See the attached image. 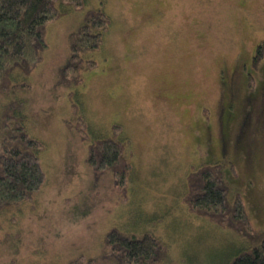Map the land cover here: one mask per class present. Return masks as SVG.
I'll return each instance as SVG.
<instances>
[{
    "label": "rangeland",
    "instance_id": "1",
    "mask_svg": "<svg viewBox=\"0 0 264 264\" xmlns=\"http://www.w3.org/2000/svg\"><path fill=\"white\" fill-rule=\"evenodd\" d=\"M66 8L46 25L47 45L25 75L30 88L0 100V110L23 102L45 173L33 199L0 212V264H117L103 256L112 227L159 238L167 254L155 264L227 263L251 240L196 216L184 196L189 174L217 163L228 194L241 195L264 233V53L250 62L264 42V0H85ZM94 8L109 29L85 54L96 65L66 86L59 71L71 33ZM82 118L87 140L76 128ZM113 125L132 162L124 191L86 162L89 141L112 135Z\"/></svg>",
    "mask_w": 264,
    "mask_h": 264
},
{
    "label": "trees",
    "instance_id": "2",
    "mask_svg": "<svg viewBox=\"0 0 264 264\" xmlns=\"http://www.w3.org/2000/svg\"><path fill=\"white\" fill-rule=\"evenodd\" d=\"M84 1L0 0V100L10 96L14 88H30L25 75L36 67L47 45L46 25L63 14L67 6L81 9ZM109 24L102 9L85 10L83 24L71 33L69 58L59 71L61 83H81L82 72L96 65L85 54L100 48ZM263 53L264 42L256 46L253 65L260 62ZM16 72L20 73L18 77L14 76ZM7 103L0 110V212L19 209L33 199L45 178L39 157L43 144L27 131L23 102ZM72 108L76 109L74 102ZM70 123L67 121L69 128ZM76 125L81 138L87 140L88 123L82 118ZM112 130L110 136L89 141L86 162L95 176L110 172L113 183L124 191L132 162L121 137L122 129L113 125ZM187 185L184 201L193 214L234 227L251 240L248 247L237 250L224 264H264V233L251 224L241 195L228 194L221 166L216 163L193 170ZM104 245L103 256L117 264H155L167 254L165 244L153 234L135 236L114 227L105 233ZM73 261L72 264H93L91 258Z\"/></svg>",
    "mask_w": 264,
    "mask_h": 264
},
{
    "label": "flooded vegetation",
    "instance_id": "3",
    "mask_svg": "<svg viewBox=\"0 0 264 264\" xmlns=\"http://www.w3.org/2000/svg\"><path fill=\"white\" fill-rule=\"evenodd\" d=\"M254 54H255V51H254ZM254 54L252 55V57H251V59H250V60H251V61H250L251 63H252V58H253ZM243 64H244V62H243L241 65L237 66V67L233 66V67H232V71H233V70H237V68H238V69H239V68H242V67L244 66ZM226 69H227V68H223V69H221V71L224 72ZM263 95H264V90H263V94H262V96H261V97H263L262 99H264V96H263ZM252 99H254V98H252ZM231 100H233V99H231ZM231 104H232V103H231ZM227 105H228V103H227L225 106H223V110H224V111H225ZM255 108H256V107H255ZM250 112H251V113H254V112H255V109H254V111H253V110H250ZM224 114H225V112H223V115H224ZM229 116H230V113L227 114V116H226V114H225V118H228ZM225 118H224V119H225ZM224 119H222V120H224ZM249 119H250V118H249ZM254 119H255V118H254ZM259 121H260V120H256V119H255L254 122H259ZM252 124H253V123H252ZM247 126H248V125H246V128H247ZM255 126H256V123H255ZM251 127H252V125L250 126V130L252 129ZM250 130H249V131H250ZM222 132H223V131H222ZM223 136H225V133L223 134Z\"/></svg>",
    "mask_w": 264,
    "mask_h": 264
}]
</instances>
